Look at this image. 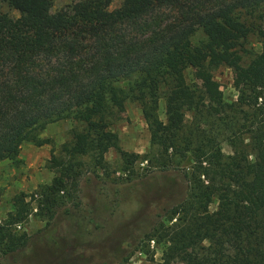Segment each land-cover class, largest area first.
<instances>
[{"label":"trees","instance_id":"16d2710c","mask_svg":"<svg viewBox=\"0 0 264 264\" xmlns=\"http://www.w3.org/2000/svg\"><path fill=\"white\" fill-rule=\"evenodd\" d=\"M2 1L19 16L0 12V161L17 162L25 141L47 143L39 132L50 122L84 125L63 146L67 160L52 164L54 176L39 188L47 221L76 191L77 158L90 155L102 167L115 148L125 170L140 160L180 169L187 180L185 198L158 215L148 236L165 244L161 264H264V131H252L246 143L239 138L237 124L221 115L223 95L211 72L232 68L238 101L257 103L264 92V0H122L113 9L112 0H78L55 12L52 0ZM198 29L204 39L193 46ZM251 32L261 52L244 66L240 51ZM128 99L140 103L149 131L142 155L121 150L109 128L108 117ZM224 140L234 146L231 154H224ZM16 200L0 225L4 253L29 243L11 228L30 211L24 197ZM63 213L82 228L83 216Z\"/></svg>","mask_w":264,"mask_h":264},{"label":"rangeland","instance_id":"374dc122","mask_svg":"<svg viewBox=\"0 0 264 264\" xmlns=\"http://www.w3.org/2000/svg\"><path fill=\"white\" fill-rule=\"evenodd\" d=\"M77 1L52 0L51 11ZM121 2L112 0L109 8L120 6ZM0 12L12 19L19 16L17 10L2 0ZM203 39L204 35L198 29L191 37V43L194 46ZM242 45L240 53L245 66L261 52V39L251 32ZM211 72L223 95L221 115L230 123L237 124L239 138L246 143L252 131H264V92L255 105L241 104L239 92L233 84V69L222 64ZM186 78L191 85L197 83L191 69H187ZM158 114L165 120L163 98L159 100ZM186 118L190 121L192 113H187ZM108 122L109 128L117 135V146L121 150L140 155L149 151V131L140 103L126 100L124 110L110 115ZM83 127V123L71 119L50 122L39 132L41 138L48 140L47 143L36 145L25 141L17 162L9 159L0 161V225L14 211L17 197H24L30 206L27 218L11 225L13 231L18 236L24 234L29 243L22 249L7 253L0 246V264L162 263L164 242L148 236L158 215L187 194V180L180 169L159 170L138 160L125 170L115 148H110L105 154L102 167L94 166L90 155H83L77 158L79 181L73 197L54 210L57 221H47L46 207L39 210V188L49 184L55 174L50 166L60 159L67 160L63 146L68 147L73 133ZM231 130L227 128L226 134L232 135ZM220 145L224 154L232 153L234 146L230 142L224 140ZM216 207L214 200L209 210ZM64 209L84 217L80 230L76 222L63 213Z\"/></svg>","mask_w":264,"mask_h":264}]
</instances>
